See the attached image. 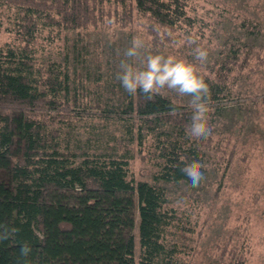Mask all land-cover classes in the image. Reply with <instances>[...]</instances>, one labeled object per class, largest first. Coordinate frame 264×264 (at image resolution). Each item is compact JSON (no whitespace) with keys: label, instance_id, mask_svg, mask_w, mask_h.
Instances as JSON below:
<instances>
[{"label":"rangeland","instance_id":"374dc122","mask_svg":"<svg viewBox=\"0 0 264 264\" xmlns=\"http://www.w3.org/2000/svg\"><path fill=\"white\" fill-rule=\"evenodd\" d=\"M189 5L195 26L189 33L172 35V41L164 38L159 46L147 33V20L136 14L128 27L114 23L77 31L46 28L38 33L39 62H57L68 68L82 80L89 97L94 92L107 97L117 86L120 60L134 37L145 45L135 58H128L138 67L155 52L187 58L195 51L205 57L202 69L192 76L204 92L201 110L212 133L198 142L197 153L183 132L164 128L156 120L137 114L104 118L101 111L93 114L89 108V118L80 115V121L62 136L63 153L56 150L54 173L75 196H81L79 179L61 171L56 163L61 155L71 157L85 151L128 160V174L120 176L124 181L109 168L102 169L116 203L136 204L138 262L148 245H156L159 251L166 247L175 264H264V0H189ZM18 11L16 4L0 0L1 50L21 42ZM237 47L242 49L241 64L229 79L231 92L215 99L210 84L217 80L216 64L231 57ZM161 91L185 105L176 90ZM161 141L178 143L169 151L166 146L160 148ZM166 156L173 160L168 169ZM197 161L204 178L190 187L179 180L178 173ZM139 182L160 189L158 197L152 198L154 205H164L160 219L146 216L143 206L150 193Z\"/></svg>","mask_w":264,"mask_h":264},{"label":"trees","instance_id":"16d2710c","mask_svg":"<svg viewBox=\"0 0 264 264\" xmlns=\"http://www.w3.org/2000/svg\"><path fill=\"white\" fill-rule=\"evenodd\" d=\"M9 1L19 10L21 42L0 49V230L8 225L14 229L11 238H0V264H175L166 247L159 251L156 245H148L141 261L136 259V204L116 203L102 169L109 168L124 181L120 176L128 174V160L85 151L66 157L61 148L62 136L80 121V115L89 118V108L93 114L101 111L104 118L137 114L183 132L189 117L185 106L161 90L152 99L142 91L129 94L120 82L107 97L100 92L89 97L82 80L68 68L57 62L40 63L36 45L38 33L46 28L77 31L114 23L128 27L136 14L147 20V33L159 46L164 38L172 41V35L189 33L195 26L189 0ZM241 51L237 47L231 57L217 62V80L210 84L215 99L231 92L228 82L241 64ZM202 123L212 127L204 120ZM161 143L160 148L172 151L178 141ZM197 144H190L195 146L193 153L199 151ZM56 150L62 157L56 161L59 169L79 179L81 196H75L67 183L56 178L52 164ZM167 159L168 169L173 160ZM139 183L147 186L152 196L148 194L143 206L146 216L160 219L164 205L152 202L160 189ZM22 244L31 246L30 260L23 258Z\"/></svg>","mask_w":264,"mask_h":264},{"label":"clouds","instance_id":"9594fccd","mask_svg":"<svg viewBox=\"0 0 264 264\" xmlns=\"http://www.w3.org/2000/svg\"><path fill=\"white\" fill-rule=\"evenodd\" d=\"M144 46L140 37H134L131 45L124 51V58L120 60L121 70L116 73L121 86L129 94L142 91L148 99H152L155 93L164 88L176 90L185 101V110L189 113L184 124V139L189 143H196L211 135V128L202 123L204 92L192 76L193 71L202 69L205 57L195 51L187 58L155 52L148 54L143 66L138 67L128 58H135ZM178 177L182 183L196 187L203 180L204 172L197 161L181 169ZM13 232L11 225L5 226L0 230V238H11ZM21 254L25 260H30L31 246L22 244Z\"/></svg>","mask_w":264,"mask_h":264}]
</instances>
